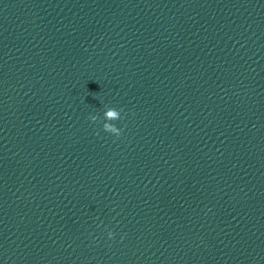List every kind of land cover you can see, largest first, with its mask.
Listing matches in <instances>:
<instances>
[{
  "label": "clouds",
  "instance_id": "obj_1",
  "mask_svg": "<svg viewBox=\"0 0 264 264\" xmlns=\"http://www.w3.org/2000/svg\"><path fill=\"white\" fill-rule=\"evenodd\" d=\"M121 111H122V109L121 110H117L115 108H107L106 111L104 112V118H105L106 121H116V120H119V119H121V115H120V112ZM89 119L92 122H96L98 120V117L95 116V115H92V116L89 117ZM103 130L105 132L112 133V134H114L117 137H119L121 135V133H122V129L117 128L115 126V124L109 123V122L103 123ZM113 236H114V233L111 232V231H109L108 232L109 239H112Z\"/></svg>",
  "mask_w": 264,
  "mask_h": 264
}]
</instances>
